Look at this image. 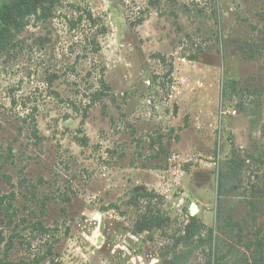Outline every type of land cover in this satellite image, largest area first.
<instances>
[{"label": "rangeland", "instance_id": "rangeland-1", "mask_svg": "<svg viewBox=\"0 0 264 264\" xmlns=\"http://www.w3.org/2000/svg\"><path fill=\"white\" fill-rule=\"evenodd\" d=\"M232 151L221 200L256 239L264 0H58L0 52V264H207Z\"/></svg>", "mask_w": 264, "mask_h": 264}, {"label": "trees", "instance_id": "trees-1", "mask_svg": "<svg viewBox=\"0 0 264 264\" xmlns=\"http://www.w3.org/2000/svg\"><path fill=\"white\" fill-rule=\"evenodd\" d=\"M57 2L58 0H10L2 3L0 5V52L6 50L12 43L14 29L25 25L26 20L32 16L37 20L49 18ZM89 17L92 18L90 13ZM102 86L106 87L105 83H102ZM104 94L105 91L96 90L90 103L99 100ZM232 153L228 166L218 172L216 217L219 219V224L215 228L218 227L219 233L216 235L215 228H206L207 236L211 240L210 253L212 255V259H209L207 264H234L231 262L230 256L234 255L237 248L231 240L243 243L246 249L245 252H248L246 254L241 252L244 257L242 262L238 264H264V236L244 240L242 235L243 226L239 221L233 219L221 200L227 185L238 177L244 163L243 159L234 155V151ZM137 195L140 196L141 193ZM250 215L254 216L253 209L250 210ZM190 219L192 224L184 235L186 241L201 233L198 223L195 221L196 217L191 216ZM171 260L174 264H183L180 254L172 256Z\"/></svg>", "mask_w": 264, "mask_h": 264}, {"label": "water", "instance_id": "water-1", "mask_svg": "<svg viewBox=\"0 0 264 264\" xmlns=\"http://www.w3.org/2000/svg\"><path fill=\"white\" fill-rule=\"evenodd\" d=\"M141 190H144V187H142V186L134 187V191L135 192H138V191H141ZM189 211H190V215L194 216L196 214V212L198 211V205L196 203H192L190 205Z\"/></svg>", "mask_w": 264, "mask_h": 264}]
</instances>
